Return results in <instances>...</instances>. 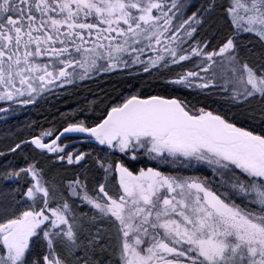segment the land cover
<instances>
[{"label": "snow or ice", "instance_id": "obj_1", "mask_svg": "<svg viewBox=\"0 0 264 264\" xmlns=\"http://www.w3.org/2000/svg\"><path fill=\"white\" fill-rule=\"evenodd\" d=\"M112 75L0 149V264H264V0H0V119Z\"/></svg>", "mask_w": 264, "mask_h": 264}, {"label": "trees", "instance_id": "obj_2", "mask_svg": "<svg viewBox=\"0 0 264 264\" xmlns=\"http://www.w3.org/2000/svg\"><path fill=\"white\" fill-rule=\"evenodd\" d=\"M151 82L150 78L146 75L143 79L137 80L132 78L121 79L120 76L113 75L111 77H104L103 79L97 80L96 83H87L86 85H81L79 89H69L70 94L65 93L64 90L53 91L48 94L45 99H41L40 103L32 106L31 111L22 112L15 115H27L22 119L12 120V126L18 131L12 134H4L2 132L3 128L10 126L6 124L0 129V149L8 143L19 142L24 137H28L31 134L40 130L44 126L56 125V127H61L63 123V116L69 115L73 112L77 113L79 118H83L84 114L79 112L80 108L85 107L90 101H95L98 104V109L102 110L104 107L103 103L100 101L107 102L110 97H114L118 92H123L128 94L129 92H134L138 89L148 92L152 91L145 85V82ZM157 84H153V88H156ZM187 91V90H186ZM191 99V97H189ZM63 114V115H62ZM93 115L92 113H88ZM12 128V130L14 129ZM32 147H24L23 155H18L15 157V163L23 164L24 155H32ZM13 159V157H9ZM6 163V161H2Z\"/></svg>", "mask_w": 264, "mask_h": 264}, {"label": "flooded vegetation", "instance_id": "obj_3", "mask_svg": "<svg viewBox=\"0 0 264 264\" xmlns=\"http://www.w3.org/2000/svg\"><path fill=\"white\" fill-rule=\"evenodd\" d=\"M97 80H99V78ZM87 83H92V82L89 81ZM59 90L61 91L63 89H59ZM41 101L42 100H40L38 103H40ZM0 106H6V105H3L2 103H0ZM32 106L33 105L26 106V107H24L25 108L24 110L28 113L29 111H31ZM3 115H4L3 113H0V117H2ZM27 116H28V114L27 115H11L8 117L7 120L0 119V126L2 127L4 125H6L7 123L11 122L12 120L22 119V118L27 117ZM46 129H53V128L48 127V126L40 128V130H37V132L28 136L27 140H30L33 135H39L42 130H46ZM60 130H62V129H60ZM70 137H71L70 139L68 137L62 139V144L68 145V150H74V148H80V147H82V145L85 144L83 137H75V136H70ZM49 155H51V154H49Z\"/></svg>", "mask_w": 264, "mask_h": 264}, {"label": "bare ground", "instance_id": "obj_4", "mask_svg": "<svg viewBox=\"0 0 264 264\" xmlns=\"http://www.w3.org/2000/svg\"><path fill=\"white\" fill-rule=\"evenodd\" d=\"M26 115V114H25ZM12 122V121H11ZM11 122H9V123H11ZM9 123H7V124H9ZM10 126H8L7 128H3V130H2V132L4 133V134H12V131L14 132V133H17L18 131H20V130H17L16 128H14V126H12V123L11 124H9ZM45 127V126H44ZM48 127H52L53 128V130H56V129H61V127H56V125L54 126V125H52V126H48ZM12 128H14L13 130H12ZM0 129H2L1 128V126H0ZM28 139V137H24L23 138V140H27ZM46 163V162H45Z\"/></svg>", "mask_w": 264, "mask_h": 264}, {"label": "rangeland", "instance_id": "obj_5", "mask_svg": "<svg viewBox=\"0 0 264 264\" xmlns=\"http://www.w3.org/2000/svg\"><path fill=\"white\" fill-rule=\"evenodd\" d=\"M57 90H59V89H55L54 91H57ZM24 109H25V108H23L22 110H20L18 114H20V113H22V112H26Z\"/></svg>", "mask_w": 264, "mask_h": 264}, {"label": "water", "instance_id": "obj_6", "mask_svg": "<svg viewBox=\"0 0 264 264\" xmlns=\"http://www.w3.org/2000/svg\"><path fill=\"white\" fill-rule=\"evenodd\" d=\"M68 135H80V134H68ZM80 136H82V135H80ZM62 138H64V137H62Z\"/></svg>", "mask_w": 264, "mask_h": 264}]
</instances>
